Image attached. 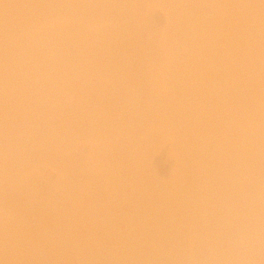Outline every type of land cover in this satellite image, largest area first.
<instances>
[{"label": "snow or ice", "instance_id": "6c2138e0", "mask_svg": "<svg viewBox=\"0 0 264 264\" xmlns=\"http://www.w3.org/2000/svg\"><path fill=\"white\" fill-rule=\"evenodd\" d=\"M0 264H264V0H0Z\"/></svg>", "mask_w": 264, "mask_h": 264}, {"label": "bare ground", "instance_id": "6f19581e", "mask_svg": "<svg viewBox=\"0 0 264 264\" xmlns=\"http://www.w3.org/2000/svg\"><path fill=\"white\" fill-rule=\"evenodd\" d=\"M118 2L136 3V2H163V0H118ZM170 2H184V0H170ZM156 23H163L162 17L155 18ZM154 171L162 177L170 174L172 169V162L167 152L157 153L151 160Z\"/></svg>", "mask_w": 264, "mask_h": 264}]
</instances>
